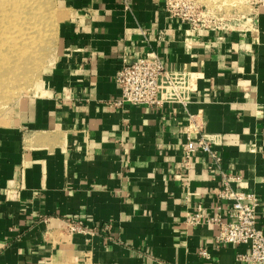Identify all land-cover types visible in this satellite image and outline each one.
Wrapping results in <instances>:
<instances>
[{
    "label": "crops",
    "instance_id": "1",
    "mask_svg": "<svg viewBox=\"0 0 264 264\" xmlns=\"http://www.w3.org/2000/svg\"><path fill=\"white\" fill-rule=\"evenodd\" d=\"M61 3L59 53L0 127V264H249V244L188 222L199 207L228 220L232 200L209 155L185 162L184 145L193 114V138L257 195L264 228V9L245 29L195 31L161 0ZM150 51L171 75L163 105L116 106L118 70ZM69 218L109 228L71 233Z\"/></svg>",
    "mask_w": 264,
    "mask_h": 264
},
{
    "label": "built area",
    "instance_id": "2",
    "mask_svg": "<svg viewBox=\"0 0 264 264\" xmlns=\"http://www.w3.org/2000/svg\"><path fill=\"white\" fill-rule=\"evenodd\" d=\"M163 9L170 21L187 23L190 27L199 31L202 29H231L217 23L207 7L198 0H161ZM253 4L252 23L257 19L259 12L264 9V0H249ZM171 75L163 57L156 51H150L142 57L131 61H125L116 74V83L120 91V98L113 102L116 106L130 104L134 106H161L164 100L161 93L164 82L170 80ZM186 120L190 126L186 129L187 142L184 145L185 162L198 151L206 152L211 160V166L219 170L223 188L219 195L222 198H230L232 206L229 210V219L224 220L221 216H208L204 218L201 207L198 211L189 214L187 220L192 225H199L205 221L207 224L218 226V243H230L235 245L249 244L247 253L239 254L241 261L249 264H264V228L257 226L259 208L261 201L256 194L238 191L233 188L232 183L237 178L225 171L222 166L223 158L219 152L212 147L208 138L202 133L199 138H193L192 132L202 131V126L193 114H188ZM68 230L84 236L98 234L100 230L109 228L105 225L102 229L87 224L81 219H68ZM202 254L206 255L202 250Z\"/></svg>",
    "mask_w": 264,
    "mask_h": 264
},
{
    "label": "rangeland",
    "instance_id": "3",
    "mask_svg": "<svg viewBox=\"0 0 264 264\" xmlns=\"http://www.w3.org/2000/svg\"><path fill=\"white\" fill-rule=\"evenodd\" d=\"M198 1L203 7L209 9L221 27L245 29L252 26L253 4L249 0ZM6 3L11 20L18 24L27 18L29 21L30 13H34L40 6L42 9L38 19L31 20L32 23L40 24V31L36 34L37 39H33L36 46H34L32 56H28L23 64L17 67L19 69L15 68L14 72L17 74L14 78H17V81L7 75V81L4 79V85L0 87V127L11 124L16 119L21 105L32 96L43 81L45 74L51 69L59 53V25L63 19L61 0H38L37 2L6 0ZM16 34H18V27L12 28V36ZM18 43L19 46L26 45L24 41H18ZM13 80L16 82L13 83ZM8 81L10 84L6 85Z\"/></svg>",
    "mask_w": 264,
    "mask_h": 264
},
{
    "label": "bare ground",
    "instance_id": "4",
    "mask_svg": "<svg viewBox=\"0 0 264 264\" xmlns=\"http://www.w3.org/2000/svg\"><path fill=\"white\" fill-rule=\"evenodd\" d=\"M34 1L37 2L38 0ZM41 7L34 13H30L29 21L27 18L18 24L11 20L6 0H0V87L2 84L4 85L5 80L7 81V75L17 81L18 79L14 78L17 74V72H14L15 68L23 64L28 56H32L34 46H36L33 39H37L36 34L40 31V24L37 22L32 23L31 20L38 19L41 15ZM14 27H18V34L13 37L12 28ZM18 41H24L26 45L19 46ZM7 84H10V82Z\"/></svg>",
    "mask_w": 264,
    "mask_h": 264
}]
</instances>
